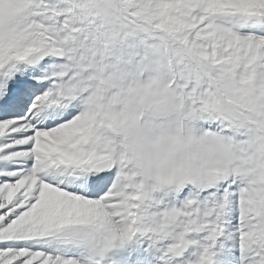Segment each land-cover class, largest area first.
Wrapping results in <instances>:
<instances>
[{
  "label": "snow or ice",
  "instance_id": "obj_1",
  "mask_svg": "<svg viewBox=\"0 0 264 264\" xmlns=\"http://www.w3.org/2000/svg\"><path fill=\"white\" fill-rule=\"evenodd\" d=\"M0 264H264V0H0Z\"/></svg>",
  "mask_w": 264,
  "mask_h": 264
}]
</instances>
